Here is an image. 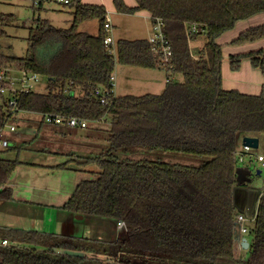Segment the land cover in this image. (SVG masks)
Masks as SVG:
<instances>
[{
	"label": "trees",
	"instance_id": "trees-1",
	"mask_svg": "<svg viewBox=\"0 0 264 264\" xmlns=\"http://www.w3.org/2000/svg\"><path fill=\"white\" fill-rule=\"evenodd\" d=\"M135 7L113 0L116 11L140 10L159 18L172 55L162 63L147 39L115 42V54L103 44L106 11L103 6L78 3L68 28L48 20L29 29L27 53H2L5 28L13 14H0V71L15 69L47 79L45 93L0 96V127L10 120L7 101L14 97L21 112L53 113L89 122L108 120L102 132L108 147L95 155L69 154L54 170L95 165L96 178L80 181L60 207L73 215L124 222V234L115 241L0 227V264H264L263 188L250 229L247 260L234 256L236 237L233 204L238 135L258 137L264 157V93L242 94L221 87V47L216 40L241 20L264 12V0H136ZM39 6L35 10H42ZM96 20L92 35L78 30L84 21ZM197 27L190 32L191 25ZM204 36L203 47L193 53L190 41ZM264 38V24L242 32L232 41L240 45ZM244 58L264 76V49L229 57L238 71ZM162 68L167 82L160 94L114 97L104 106L90 94L108 87L115 65ZM176 75L182 77L175 79ZM68 89V92H64ZM82 95L71 94L74 90ZM62 134L64 126H48ZM73 130V129H71ZM75 130V129H74ZM143 147L149 151L204 157L198 164L161 159H132L122 155ZM19 161L0 158V188ZM253 170L254 168H249ZM11 189L0 190V201H13ZM2 240L11 242L1 245ZM65 250L83 252L72 257Z\"/></svg>",
	"mask_w": 264,
	"mask_h": 264
},
{
	"label": "rangeland",
	"instance_id": "rangeland-1",
	"mask_svg": "<svg viewBox=\"0 0 264 264\" xmlns=\"http://www.w3.org/2000/svg\"><path fill=\"white\" fill-rule=\"evenodd\" d=\"M52 6L54 5H44L43 9L38 11L33 9L29 3L19 0H0V14H13L15 16V21L5 28L7 37L2 41V53L25 57L29 29L37 26L43 20L47 21L51 18L50 23L53 26L68 28L72 22V12L68 9L56 11ZM125 23L128 25L126 21ZM78 30L94 35L98 31V22L96 20L84 21L79 25ZM114 34V28H112V38ZM204 42V36L201 35L197 40L190 41V44L195 51L197 50L196 46L203 47ZM114 71L115 94L117 96L160 94L167 78L165 70L160 67L146 69L117 64ZM147 74L158 75L160 78L159 86L150 84ZM10 75L18 76V73L15 69H12ZM180 78L182 79V77ZM46 83V77L40 75L38 83L33 88L34 92L45 93ZM15 117L16 120H10L7 123L8 126L15 127L14 131H10L8 126L4 127L3 135L10 142V148L0 150V158L17 160L19 164L8 183L0 190L9 187L15 199L29 201L35 199V202L38 201L42 204L22 203L18 200L0 201V227H16L15 229L100 241H115L118 237H122L124 228H118L116 221L112 219L92 216L78 219L75 217L76 215L65 212L60 208L80 181L96 178V174L90 173L98 171L95 165L76 166L74 163L69 162V167L73 169H52L53 166L67 162L70 153L95 155L105 150L108 143L102 132L109 128L110 122L107 119L101 122H89L87 129H70L62 135V133L52 130V128L40 129L37 126V117L33 113L21 112L17 113ZM47 133L49 134L48 138ZM72 139L75 140L72 141ZM250 153L254 157L257 154H263L261 139L259 147L252 149ZM122 156L132 159H161L195 165L206 159L162 150L149 151L143 147H136L135 152ZM253 166L264 171V162H257L256 158L253 160ZM252 178V184L245 183L241 186L248 187L246 191H250L255 200L262 191L263 178L261 175H253ZM29 186L48 188L51 191L36 190ZM238 187L236 185L234 189ZM237 201L238 195H236V203ZM252 226L253 224L249 223L248 232L241 234L247 240L251 238L250 229ZM236 230H238L237 225ZM243 254V260L249 259L250 253L248 250H243Z\"/></svg>",
	"mask_w": 264,
	"mask_h": 264
},
{
	"label": "crops",
	"instance_id": "crops-1",
	"mask_svg": "<svg viewBox=\"0 0 264 264\" xmlns=\"http://www.w3.org/2000/svg\"><path fill=\"white\" fill-rule=\"evenodd\" d=\"M123 3L128 7H135L137 5L136 0H122ZM81 4H88V5H96V6H103L106 15L110 20V23L112 25V28H114V35L113 40L116 42L120 39H126V40H135V39H148V37L151 34V14L148 11L140 10L133 14H121L116 11V8L114 6L113 0H80ZM53 9L56 11H62L65 9H60L55 6ZM54 10V11H55ZM69 10V9H68ZM72 12V10H70ZM49 22L52 20L47 19ZM123 20V21H120ZM125 21L128 23V25L125 23ZM264 24V12L255 14L251 16L248 19L238 21L234 27L223 33L221 36H219L216 40L217 44L221 47V54H222V60H221V87L225 91L229 90H236L242 94L247 95H259L261 93H264V76L262 75L261 71L259 69L253 68L251 66L250 60L248 58H244L241 61V65L238 71H232L230 69L229 64V57L235 56V55H242V54H248L250 52L258 51L261 49H264V38L253 41V42H247L240 45H233L232 41L236 39L242 32L246 31L249 28L256 27L259 25ZM125 25V28H124ZM55 27V26H54ZM123 28V29H122ZM122 29V31H120ZM88 33V32H87ZM190 48L193 53L197 52V50H200L202 47L200 45H197V50H193L190 44ZM116 67V65H115ZM115 69V68H114ZM113 74L115 75V71H113ZM176 75L175 79L180 80L181 76ZM147 78L150 84L159 86L160 84V78L158 75L155 74H147ZM167 82V78L165 80V84ZM165 87V86H164ZM164 90V88H163ZM162 90V91H163ZM162 93V92H161ZM128 95V94H127ZM114 96L118 97L115 94V84H114ZM124 96V95H121ZM137 96V95H135ZM140 96V95H139ZM74 130V129H73ZM71 132V131H70ZM74 132V131H73ZM67 133V132H66ZM64 135V134H62ZM49 134L47 133V138ZM51 137V136H50ZM242 138L243 135L238 136L237 140V150L241 149L242 147ZM75 139H72L74 141ZM260 144V140H259ZM84 147V146H83ZM252 159L247 160V162L241 166L244 168H254L251 170L252 172H255L258 168L253 166V160L257 158V156H261V154H257L255 157L251 154ZM257 161V159H256ZM259 162V161H257ZM264 162V161H263ZM262 162V163H263ZM262 171L261 177H264V171ZM260 176V175H259ZM253 177V176H252ZM253 183V178L251 183ZM245 184V183H243ZM240 184L237 189V195H238V201L237 203L241 206L242 209L245 211H248L250 209L252 201L254 200L252 193L250 191H246L248 187L244 186L242 187ZM251 186V185H250ZM262 186H263V179H262ZM27 187V186H24ZM31 187V186H29ZM32 189L36 190H45V191H51L48 188L43 187H31ZM250 189V188H249ZM12 192V190H11ZM13 196V193H12ZM33 198V197H32ZM13 199L18 202L22 203H31V204H42L41 202H35V199L26 200V199H15L13 196ZM49 202V201H47ZM258 203V201H257ZM256 203V207H257ZM243 214V213H239ZM244 215V214H243ZM245 216V215H244ZM85 216H82V219ZM249 220V219H248ZM250 222H253V219L250 220ZM16 227L12 228L15 229ZM26 230V229H22ZM238 234V233H237ZM80 236V235H77ZM244 237L241 235V233L238 234L237 240L235 241L234 245V256L237 259H243V249L240 246V240ZM247 239V238H246ZM249 243V240H247ZM249 247V246H248Z\"/></svg>",
	"mask_w": 264,
	"mask_h": 264
},
{
	"label": "built area",
	"instance_id": "built-area-1",
	"mask_svg": "<svg viewBox=\"0 0 264 264\" xmlns=\"http://www.w3.org/2000/svg\"><path fill=\"white\" fill-rule=\"evenodd\" d=\"M21 2L29 3L33 9L44 6V5H54L60 9L74 10V7L80 3V0H19ZM81 4V3H80ZM197 26L195 24L191 25L190 32H195ZM103 30L105 32V37L103 39V44L110 54H115V41L112 38L111 31L112 25L109 18L106 15ZM148 43L151 44L152 49L160 54L162 63L168 62L172 55L171 46L168 39L166 38L163 30V22L161 19H154L151 25V34L147 39ZM2 70L0 71V96L7 94H21L34 92L33 88L38 83L40 75L33 72H28L25 70H15L18 76L10 75V71ZM47 90V84L45 86ZM64 92H68V89H64ZM82 91L74 90L71 94L82 95ZM90 94L96 98L100 104L108 106L114 96V75L112 74L109 79L108 87H95L90 90ZM8 112L11 116H17V113H21L18 108V102L14 97H11L7 101ZM37 117V121L48 126H64L69 129H87L89 121L86 119L78 117H65L59 114L53 113H33ZM8 126L7 123L0 127V150H5L10 148V142L4 138L3 130L4 127ZM10 131H14L15 127L9 125ZM251 150L247 146H242L241 149L236 150L235 156L239 164H245L247 160H251ZM257 161L263 162L264 157L257 156ZM235 223L239 228L241 234L248 232V224L251 223L243 214H238L235 217ZM118 228H124V222H117ZM11 242L8 240H2L1 245L8 246Z\"/></svg>",
	"mask_w": 264,
	"mask_h": 264
},
{
	"label": "water",
	"instance_id": "water-1",
	"mask_svg": "<svg viewBox=\"0 0 264 264\" xmlns=\"http://www.w3.org/2000/svg\"><path fill=\"white\" fill-rule=\"evenodd\" d=\"M242 146H247L250 149H257L259 147V138L258 137H252V136H244L242 138ZM261 174H262V171L260 169H257V170H255V172H252L248 168L239 167L236 169L237 185H240L243 183H251L253 175L258 176ZM236 195H237V189H234L233 190V204H234L235 209L237 210L238 213H243L247 219L252 220L254 218V215H255L256 203H257L258 197L252 201L250 209H248V211H245L244 209L241 208V206L239 204L236 203ZM75 217L78 219H82L81 215H76ZM237 233L238 234L240 233L239 228H238V230H236L235 241L237 240V237H238ZM240 241H241L240 242L241 248L247 249L249 246L247 239L245 237H242ZM63 253L66 255L72 256V257H78V258L84 257L83 252L65 250Z\"/></svg>",
	"mask_w": 264,
	"mask_h": 264
}]
</instances>
